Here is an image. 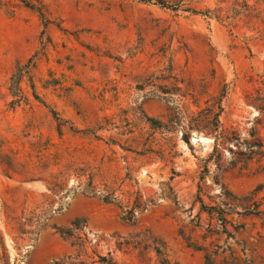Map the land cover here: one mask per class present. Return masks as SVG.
<instances>
[{"label": "rangeland", "instance_id": "obj_1", "mask_svg": "<svg viewBox=\"0 0 264 264\" xmlns=\"http://www.w3.org/2000/svg\"><path fill=\"white\" fill-rule=\"evenodd\" d=\"M157 246L264 264V0H0V264Z\"/></svg>", "mask_w": 264, "mask_h": 264}, {"label": "trees", "instance_id": "obj_2", "mask_svg": "<svg viewBox=\"0 0 264 264\" xmlns=\"http://www.w3.org/2000/svg\"><path fill=\"white\" fill-rule=\"evenodd\" d=\"M163 4H165V1H161ZM226 94V90L223 89L222 92L219 95H216L213 97V102L208 103L207 106L203 107L200 103V93H196L195 95H192L193 97H196V107L198 108L197 111H192L189 115V122L186 124L188 131L191 130H198V131H207L213 122L214 128L212 130L213 132L216 131L219 127V116L221 112L223 111L222 107V100ZM183 96H186L183 94ZM209 131V132H212ZM208 132V133H209ZM128 195H130V198L127 200V205L130 206V209L128 211L129 216L125 217L128 220H131L134 218V214L137 208L144 209L145 203L142 200V194L140 191H128ZM155 251L159 257V261L157 264H180L176 261H172L168 254L166 252H163L161 247L157 246L155 247ZM103 260H106V257H103Z\"/></svg>", "mask_w": 264, "mask_h": 264}]
</instances>
